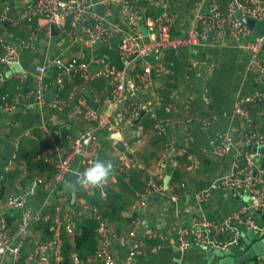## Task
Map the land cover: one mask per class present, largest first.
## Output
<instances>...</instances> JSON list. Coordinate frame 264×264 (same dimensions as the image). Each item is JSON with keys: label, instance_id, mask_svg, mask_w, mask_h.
<instances>
[{"label": "crops", "instance_id": "obj_1", "mask_svg": "<svg viewBox=\"0 0 264 264\" xmlns=\"http://www.w3.org/2000/svg\"><path fill=\"white\" fill-rule=\"evenodd\" d=\"M23 1L13 0V10L19 11ZM206 3L205 0H156L155 4L147 6V14L154 15L161 9L176 12L171 33L180 35L185 34L196 8L202 9ZM222 3L223 0L220 1V4ZM103 17L106 25L113 32L110 43H97L89 49L83 47L79 40L67 41L59 32L55 33L50 28L49 34L41 35V39L31 49H17V63L25 71L33 69L36 64L47 65L51 77L48 79L47 89L54 79L51 76L52 71L55 70L52 62L57 57L66 60L76 55L80 59L89 61L91 70L104 67L121 68L124 62L118 57L117 46L123 34L127 32V28L119 15V7L116 5L112 6L110 14ZM43 23L42 18L34 19L30 23L20 21L16 25L4 20L2 30H12L26 37L31 27L39 25L45 30ZM140 25L145 35L143 20ZM92 57H103L105 64L95 62ZM148 60L153 61L154 59L149 56ZM161 62L167 67V72L162 75L151 74V83L147 86L130 80L132 74L127 68L125 99L150 102L138 116L133 118L131 126L123 125L114 116L112 119L115 129L101 130L98 133L101 143L98 158L110 159L113 162V167L106 178L111 177L110 187L103 200L98 198L97 194L86 191L77 182H74L72 192L63 194L59 192L65 180L55 188L48 185L54 173V167L36 159V155L42 149V141L40 138H32L27 132L38 127L40 123H45L58 130L61 137L57 155H64L72 138L88 125L75 112L74 106L83 96L88 103L90 99L93 100L96 103L95 107L99 108L101 100L111 89L107 79L98 77L82 82L81 79L74 78L72 82L66 81L64 87L57 90L53 100L50 103L45 102L41 109L33 107L28 110L17 109L1 114L0 136L15 144L11 160L3 165L0 171V187L1 184L6 185L0 197V207L7 217L9 226H14V222L19 218L17 210L8 208L6 205V198L11 192L25 194L33 210L53 209L52 212L48 210L50 217L47 221L31 224L29 234L21 248L18 264H24L25 258L29 259L31 255L28 264H49L33 254L35 238L38 237L42 242H46L55 237L57 222L54 217L62 219L65 212L81 201H89V203L98 205L109 227L119 236H126L134 227L161 234L160 240L158 237L153 240L144 238L141 234L136 235L142 252L134 258L128 256L129 245L126 240L113 241V253L118 260H127L130 264H176L178 262L204 264L207 257L202 248L194 244H191L186 252L177 248L176 231L181 226H190L195 216L203 215L207 219H217L245 204L239 196L244 193L241 190L229 193L214 192L209 200L200 206L196 204L193 192L205 187L212 178L232 172L234 151L226 156L217 157L210 152L209 139L218 132L228 129L236 142L240 140L244 126L242 120L233 112V101L236 96L249 93L256 86L253 85L252 77L244 70L245 56L236 46L235 41L230 38L220 44L207 38L191 46L165 49L161 52ZM7 76L2 83L4 92L0 94L3 96V102L13 100L17 85H21L26 90L32 86L29 76L21 81V71L17 72L11 66L8 68ZM73 86L81 88L83 93L79 91L78 94H74V98L70 97V93L76 89ZM260 88L264 93V86ZM203 92H206L208 102L202 99L201 93ZM54 102H57L60 108L51 105ZM170 103L172 106L169 105ZM126 105L127 103H122L114 107V113L115 108L117 110ZM244 108L252 118V126L259 133L264 134L263 105L246 103ZM197 117L210 120V122L204 125L196 120ZM190 118L194 121H190ZM157 125L161 127L160 131ZM163 154H167L166 168L161 174H155L156 163ZM260 155L261 159H256L254 169L262 165L264 154ZM121 157L126 159L124 168L129 173L128 180L116 172ZM9 172H17L13 180L14 188L5 184L7 182L5 175ZM154 175L162 191L150 198L145 210L137 211L134 215L131 205L136 199V192H140L146 180ZM37 176L42 178L45 185H40L34 191L29 192L30 184ZM171 192L178 194V205L170 200ZM48 221L50 223L47 232L46 229L37 226L40 222L47 223ZM62 235L72 242L61 229V238ZM97 244L96 233L95 248ZM156 244H160V248L153 252L152 247ZM242 246L247 249L248 245L242 240V243L234 249ZM254 258L256 264H264L261 254L255 255ZM83 259L90 264H101L93 256V252ZM11 261L12 258L8 252L0 255V264H11Z\"/></svg>", "mask_w": 264, "mask_h": 264}, {"label": "built area", "instance_id": "obj_2", "mask_svg": "<svg viewBox=\"0 0 264 264\" xmlns=\"http://www.w3.org/2000/svg\"><path fill=\"white\" fill-rule=\"evenodd\" d=\"M12 1L0 0V86L8 77L9 66L18 62L17 49H31L41 39V35L49 34L51 26L67 41L79 40L83 47L89 49H92L97 43L108 44L113 32L106 25L103 16L110 14L112 6L116 5L119 7V15L127 28V32L123 34L117 46L118 57L124 62L119 69L104 67L91 70L89 61L80 59L76 55H72L66 60L57 57L52 62L56 71L54 80L58 89L64 87L66 81L72 82L74 78L88 82L96 77L107 79L111 87L110 92L101 100L99 108L93 107L83 96L78 99L74 106L75 112L88 125L72 138L64 155H57L60 149L58 141L61 137L58 130L45 123H40L33 130H28V135L34 139L40 138L42 141V149L36 155V159L54 167V173L48 183L52 188L58 186L65 180L67 174L74 170L77 173L75 182L80 184L84 169L99 157L101 143L98 132L114 130L115 123L112 119L114 116L123 125L131 126L133 118L138 116L150 102L125 99L127 68L132 74L130 80L147 86L151 83V74L162 75L168 70L161 62L163 50L191 46L207 38L219 44L227 38L234 40L236 46L245 56L244 70L252 77L253 85L256 87H253L249 93L236 96L233 101V112L242 120L244 126L240 140L236 142L228 129L218 132L209 139L210 152L217 157L226 156L234 151L232 172L212 178L205 187L195 190L193 197L196 204L200 206L209 200L214 191L235 192L241 190L249 197L250 204H242L218 220L194 217L190 226H181L177 229V248L184 251L194 244L210 249L230 250L241 244L242 233L251 232L253 234L251 241L263 237L264 164L258 169L253 167L257 156H261L260 150L264 148V134L257 132L252 126V120L244 108V104L263 102L264 108V93L260 88V86H264V32L260 37L251 38L250 28L237 17V14L259 20L264 29V0H223L222 4H220L221 0H205L206 6L202 9L196 8L185 34L180 35L171 33L176 12L161 9L154 15L147 14V6L155 4L156 0H24L19 11L13 10ZM99 3L103 5L102 16L94 11V6ZM37 18L44 20L45 30L39 25L31 27L26 37L20 36L12 30H2L4 20L16 25L20 21L30 23ZM141 20L144 22L145 35L140 27ZM149 56H152L154 60L149 61ZM92 60L102 65L105 64L103 57H92ZM20 71V80L24 81L29 76L32 86L26 90L21 85H17L11 102H3V96L0 95V116L17 109L28 110L33 107L41 109L45 105L44 93L50 75L47 65L36 64L31 70L21 69ZM73 87L77 90L74 89L70 93V97L82 91L77 86ZM201 97L208 102L206 92L201 93ZM122 103H127V105L119 107L117 110L115 108L116 112L114 113V107H118ZM51 105L60 108L57 102L51 103ZM169 105L172 106V103ZM189 120L194 121L191 118ZM196 120L204 125L210 122V120L201 117H197ZM157 127L160 131L161 127L158 125ZM166 158L167 154L161 155L156 163L155 174H161L165 170ZM125 161L124 157L119 158L116 172L128 180L129 173L124 168ZM108 178L111 179V177ZM110 179H105L100 186L89 185L83 186V188L86 191L97 193L103 200L110 187ZM40 185H45V182L37 176L32 180L29 192L34 191ZM161 191V185L155 175L149 177L143 189L136 192V199L131 205L132 209L145 210L150 198ZM169 197L174 204L178 205L179 196L177 193L171 192ZM6 205L8 208L17 210L19 218L14 222V226L10 227L7 217L0 207V255L8 252L12 258L11 264H18L21 248L29 234L31 224L38 221L45 222L50 216L48 210H33L28 204L26 195L20 192H11L6 198ZM79 216L93 217L96 221L98 244L93 256L101 264H130L129 261H120L114 256L113 241L126 240L129 245L128 256L134 258L142 252L136 235L141 234L144 238L158 237L159 240L161 237V234L159 235L156 231H145L135 227L126 236H119L109 227L108 221L101 214L98 205L81 201L76 204V207L65 212L62 219L54 217L57 222L56 236L46 242H42L38 237L35 238L33 254L38 255L40 260L49 264H90L76 251L70 252L66 263L62 255L61 229L72 240L80 231L76 223ZM188 236L192 241L188 239ZM159 248L160 244H156L152 247V251L155 252ZM246 248L248 249L249 245ZM30 258H25L24 264H28Z\"/></svg>", "mask_w": 264, "mask_h": 264}, {"label": "water", "instance_id": "obj_3", "mask_svg": "<svg viewBox=\"0 0 264 264\" xmlns=\"http://www.w3.org/2000/svg\"><path fill=\"white\" fill-rule=\"evenodd\" d=\"M94 11L100 16L103 15V5L101 3L96 4L94 6ZM237 17L250 28V37L256 38L260 37L264 29L261 25V22L256 19L249 18L244 15L237 14ZM51 29L56 33V30L53 26ZM11 67H13L17 72L21 70V66L19 63L14 62ZM56 71L53 70L51 73L52 77H55ZM58 90L57 83L53 79L50 87L44 93V100L47 103H50L54 95ZM89 103L95 107L96 103L93 100H89ZM0 171L3 168V165L8 163L12 156L13 150L15 148V144L12 141L5 139L0 136ZM264 154V149L260 150V153ZM261 153V154H262ZM257 159L260 160V156H257ZM264 164V160H262V165ZM261 165V167H262ZM77 177L76 170L68 173L65 181L63 182L60 190V194L72 192L74 189V182ZM239 195V194H238ZM245 204H250V199L247 194L244 192L242 195H239ZM238 196V197H239ZM243 241L246 245H249L248 249H244V246L239 247L237 249L230 250H219V249H210L206 246H200L204 250V254L207 257L204 264H243L247 262L248 264H256L255 255H260L264 258V236L258 240L251 241L253 239V234L251 232L242 233Z\"/></svg>", "mask_w": 264, "mask_h": 264}, {"label": "trees", "instance_id": "obj_4", "mask_svg": "<svg viewBox=\"0 0 264 264\" xmlns=\"http://www.w3.org/2000/svg\"><path fill=\"white\" fill-rule=\"evenodd\" d=\"M50 78L51 77L49 76V79ZM96 78H98V77H96ZM96 78H94V79H96ZM94 79H92V80H94ZM89 81H91V80H89ZM2 88H4V87H2V84H1L0 94L2 93V91L4 92V90H2ZM258 104L263 105V102L258 103ZM249 117H250V114H249ZM251 120H252V118H251ZM58 143H59V141H58ZM0 175H1V172H0ZM16 175H17V172H9L5 175V177H7L5 179V181H7V182H5V184H7L8 187L11 186L14 188L13 180L16 178ZM10 178H11V180L9 181ZM181 185L183 186L184 184L182 183ZM5 187H6V185L1 184L0 197H1L2 192H3ZM217 191L224 193L221 190H217ZM217 191H214V192H217ZM214 192H212V194ZM227 193H229V192H227ZM95 194H97V193H95ZM178 202H179V200H178ZM73 207H76V206H73ZM48 210H49V212L53 211L52 208L48 209ZM133 211H134L133 214L135 215V214H137V211H142V210L141 209L140 210L134 209ZM228 213H226L225 215H228ZM225 215H223L217 219H208V220L222 219ZM195 217L198 218V217H204V216L201 215V216H195ZM205 219H207V218H205ZM262 219H263V217H262ZM49 223H50V221H48L47 223L40 222V224H38L37 226L42 227L43 229H46L45 231L47 232ZM76 223L78 224L80 231L73 237L72 242H70L68 239L65 238L64 235H62V238H63L62 255H63L65 263L68 262V256H69L71 251H76L82 258H85L87 255H90L95 250V244H96V221H95V219L93 217H88V216H79L78 219H76ZM152 239L155 240L156 238H152ZM188 239H190V241H192L190 236H188ZM240 243H242V240Z\"/></svg>", "mask_w": 264, "mask_h": 264}, {"label": "clouds", "instance_id": "obj_5", "mask_svg": "<svg viewBox=\"0 0 264 264\" xmlns=\"http://www.w3.org/2000/svg\"><path fill=\"white\" fill-rule=\"evenodd\" d=\"M113 162L110 159L95 158L83 171L80 184L84 187L100 186L110 173Z\"/></svg>", "mask_w": 264, "mask_h": 264}, {"label": "rangeland", "instance_id": "obj_6", "mask_svg": "<svg viewBox=\"0 0 264 264\" xmlns=\"http://www.w3.org/2000/svg\"><path fill=\"white\" fill-rule=\"evenodd\" d=\"M195 246H196V247H200V246H198V245H195ZM188 249H189V247L186 248L183 252H186Z\"/></svg>", "mask_w": 264, "mask_h": 264}]
</instances>
